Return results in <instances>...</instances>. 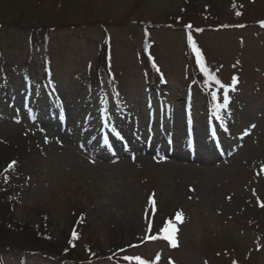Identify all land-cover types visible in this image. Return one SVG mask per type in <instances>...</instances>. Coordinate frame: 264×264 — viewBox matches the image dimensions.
Instances as JSON below:
<instances>
[{
  "label": "rangeland",
  "instance_id": "rangeland-1",
  "mask_svg": "<svg viewBox=\"0 0 264 264\" xmlns=\"http://www.w3.org/2000/svg\"><path fill=\"white\" fill-rule=\"evenodd\" d=\"M261 22L264 0H0V60L20 66L0 84V227L48 225L61 243L75 232L80 259L115 246L148 264H264ZM200 63L225 87L202 91ZM222 135L234 136L222 147ZM170 220L176 246L160 232Z\"/></svg>",
  "mask_w": 264,
  "mask_h": 264
},
{
  "label": "trees",
  "instance_id": "trees-1",
  "mask_svg": "<svg viewBox=\"0 0 264 264\" xmlns=\"http://www.w3.org/2000/svg\"><path fill=\"white\" fill-rule=\"evenodd\" d=\"M38 35H41V34L37 33V36ZM43 41L44 40H40V38L38 37L37 41L32 42L31 44L33 45V47H39L40 45H37V44L44 43ZM41 45L44 46L45 43ZM32 53L33 52L31 49L29 55H32ZM44 58H46V56ZM26 63H28V65L25 68V73L26 75H29L33 67L30 65L31 59L28 58V61ZM8 65L9 63L7 61L0 60V83L2 82L3 79L10 78L12 74H15V73L18 74L19 72L18 71V69L20 68L19 65L10 66L9 68H7ZM148 67H149L150 82L151 83L153 82V84H155V82L157 83V74H156V71H154L155 68L151 64H148ZM45 71H46V76H47L50 70L48 71V69H45ZM97 75L98 76L100 75V71L98 74H96V77L94 76L92 78L93 79L92 83L97 82ZM197 83L199 84L202 91L206 92L208 90H211L210 89L211 86L209 87L206 85L205 78H203L202 84L198 80H197ZM7 190L8 189L6 188V186L4 184L1 186V183H0V206H4L6 203H9L8 201H10L6 194ZM11 200L14 202V199L11 198ZM17 225H20V226H17ZM12 234L16 235V237H14V235ZM11 239H14L15 241H12ZM75 239L76 237L75 238L71 237V234L65 233V239H64L65 241L63 243H61L62 242L61 240H60L61 242L55 241L52 238L48 225L46 227H43L41 224L31 223L28 226H26V224L10 225L8 229L5 227H0V261H2L1 258H3V254L5 253L6 250L13 249V250H17L18 251L17 255L20 256L18 264L27 263L28 256L31 253H36L41 256H46V258L54 264L55 263H58V264H96L97 261L102 260V259H109L114 264H136L135 260L131 262L125 261L121 254L122 250L120 251V249L115 248V246L111 247L109 255L104 254L102 256H98L97 253L95 254L93 252L92 256H87V258L85 259H80L75 253L77 249L74 250V247H76V245L74 244L80 240H75ZM87 246L88 244L85 245L84 248L86 249L84 250H87L88 248ZM82 248H83V245H82ZM99 257H102V258H99ZM13 258L16 259L15 257Z\"/></svg>",
  "mask_w": 264,
  "mask_h": 264
},
{
  "label": "snow or ice",
  "instance_id": "snow-or-ice-1",
  "mask_svg": "<svg viewBox=\"0 0 264 264\" xmlns=\"http://www.w3.org/2000/svg\"><path fill=\"white\" fill-rule=\"evenodd\" d=\"M261 23H262V26H264V22H261ZM189 40L191 41V37H189ZM197 55L199 56V53H197ZM200 70H201V72L204 74V76L206 78L205 83H206L207 86L210 87L212 85V83L214 82L216 85H218L221 88H224L225 87L221 83V81L215 76V74L214 73H211L203 63H200ZM235 82H236V79L233 78V83H235ZM211 95H212V99L215 100L216 99V95H217L216 92L213 91L211 93ZM227 100H228V97L225 95L224 96L225 104L224 105H218V107H224L226 105V103H227ZM15 163H16L15 161H13L12 163H10L8 165V169H6L5 171H8V170L12 169L13 166L15 165ZM149 203H150V205H152L154 207V203L155 202L152 199V197H149ZM175 221L182 222V213L181 212H177L176 213ZM148 230L149 231L151 230V224H149V229ZM176 231H177V229L175 227V222L174 221H171V220L165 222L163 228L160 229V232L163 234L162 235V238L168 240L169 243L172 246H176V242H175V239H174V236H175V232ZM73 237L74 238L76 237V233L75 232L73 233ZM157 238H158L157 236H148L145 239L154 240V239H157ZM123 259L125 261H129V262L135 260L136 264H148V261L142 259L139 256L132 257V256L125 255L123 257ZM158 259H159V256L157 255L156 260H158ZM153 264H155V262H153Z\"/></svg>",
  "mask_w": 264,
  "mask_h": 264
},
{
  "label": "bare ground",
  "instance_id": "bare-ground-1",
  "mask_svg": "<svg viewBox=\"0 0 264 264\" xmlns=\"http://www.w3.org/2000/svg\"><path fill=\"white\" fill-rule=\"evenodd\" d=\"M47 123L48 124H50V125H53L52 124V122L51 121H47ZM54 126V125H53ZM53 126H51V127H53ZM54 128V127H53ZM59 135H61V138H62V141L63 142H65L66 144H72L73 143V140L72 139H70L68 136H66V135H64L63 133H61V132H59ZM104 145H106V146H109V147H111V148H113L114 149V151H115V155L116 156H119V157H121V156H123V154H120L119 152H120V144L119 143H117L116 141H114V140H111V142H106V143H104ZM127 146H128V142H127ZM175 149H177V150H181V151H177V152H175L174 153V155H175V157L176 158H179V159H195L196 158V156L198 157V158H200L201 160H204V159H202L200 156H199V154H198V152L196 153V155L195 156H192V154H190V153H186L183 149H181L180 147L179 148H175ZM135 153H139V154H143L142 153V151H140V150H137V152H135ZM144 155H146V153L144 154ZM165 156H167V154H165ZM117 158V157H116Z\"/></svg>",
  "mask_w": 264,
  "mask_h": 264
}]
</instances>
